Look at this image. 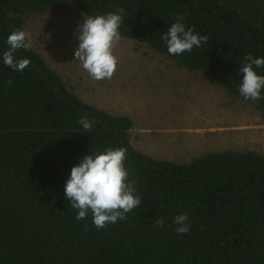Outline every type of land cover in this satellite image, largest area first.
Masks as SVG:
<instances>
[{
  "label": "trees",
  "instance_id": "trees-1",
  "mask_svg": "<svg viewBox=\"0 0 264 264\" xmlns=\"http://www.w3.org/2000/svg\"><path fill=\"white\" fill-rule=\"evenodd\" d=\"M120 7L121 37L215 80L264 116V99L245 101L238 90L243 57H264V0H0V264H264L262 153L155 158L132 143L129 116L80 99L33 48L14 54L31 61L23 72L3 62L7 37L30 13L77 8L87 17ZM179 14L209 40L171 55L161 35ZM83 116L96 122L90 133L77 123ZM109 147L127 149L125 165L143 201L97 230L91 213L76 219L65 184L83 157ZM180 213L191 224L183 235L173 223ZM161 217L165 226L154 227Z\"/></svg>",
  "mask_w": 264,
  "mask_h": 264
},
{
  "label": "rangeland",
  "instance_id": "rangeland-1",
  "mask_svg": "<svg viewBox=\"0 0 264 264\" xmlns=\"http://www.w3.org/2000/svg\"><path fill=\"white\" fill-rule=\"evenodd\" d=\"M84 16L77 8L48 9L28 14L20 30L31 33L32 48L80 99L133 120L130 136L137 149L177 162L226 149L264 155L259 110L136 40L122 37L111 79H91L74 55Z\"/></svg>",
  "mask_w": 264,
  "mask_h": 264
},
{
  "label": "clouds",
  "instance_id": "clouds-1",
  "mask_svg": "<svg viewBox=\"0 0 264 264\" xmlns=\"http://www.w3.org/2000/svg\"><path fill=\"white\" fill-rule=\"evenodd\" d=\"M125 9L105 15L84 16L75 33L79 41L75 51V61H80L82 68L95 81L111 79L118 67L115 49L122 37L120 27L124 23ZM171 55H181L201 48L209 37L186 27L184 16L179 14L175 22L161 35ZM8 50L3 53V62L14 71L23 72L31 63L29 59H17L15 53L32 48L31 33L26 30L13 31L6 40ZM240 67L242 82L238 90L245 101L264 99V75L256 69L264 68V57L256 58L251 53L243 57ZM11 84V81H9ZM85 133H90L96 123L87 116L78 121ZM127 149L124 147L107 148L104 152L90 153L75 165L65 184V197L71 202V208L77 211L76 219L83 221L91 213L92 223L97 230L126 219L127 214L140 208L142 197L137 195L136 181L130 179V172L125 162ZM178 235L190 231V217L187 213L177 214L173 218ZM164 218L154 222V227L163 228ZM88 230V225H83Z\"/></svg>",
  "mask_w": 264,
  "mask_h": 264
}]
</instances>
